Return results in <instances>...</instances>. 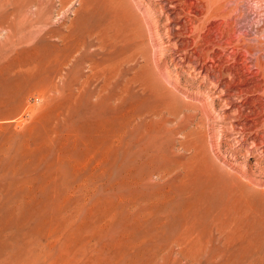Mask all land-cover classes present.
<instances>
[{"label":"rangeland","instance_id":"obj_1","mask_svg":"<svg viewBox=\"0 0 264 264\" xmlns=\"http://www.w3.org/2000/svg\"><path fill=\"white\" fill-rule=\"evenodd\" d=\"M188 1L0 0V264H264V0Z\"/></svg>","mask_w":264,"mask_h":264},{"label":"bare ground","instance_id":"obj_2","mask_svg":"<svg viewBox=\"0 0 264 264\" xmlns=\"http://www.w3.org/2000/svg\"><path fill=\"white\" fill-rule=\"evenodd\" d=\"M198 2V1H197ZM197 2H195V1H188V6L190 7V8H196L197 7V5L199 4H197ZM200 2V1H199ZM199 6V5H198ZM125 21V20H124Z\"/></svg>","mask_w":264,"mask_h":264}]
</instances>
